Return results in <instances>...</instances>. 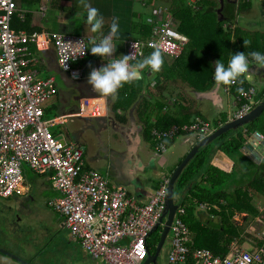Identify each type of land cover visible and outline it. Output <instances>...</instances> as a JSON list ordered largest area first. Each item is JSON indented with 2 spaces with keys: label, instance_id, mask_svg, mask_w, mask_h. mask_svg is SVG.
I'll return each instance as SVG.
<instances>
[{
  "label": "built area",
  "instance_id": "built-area-1",
  "mask_svg": "<svg viewBox=\"0 0 264 264\" xmlns=\"http://www.w3.org/2000/svg\"><path fill=\"white\" fill-rule=\"evenodd\" d=\"M40 9L42 12L45 7ZM26 11L16 0H0V197L18 191L25 167L44 174L55 190L46 203L62 217L64 226L81 248L105 264H141L150 250L153 232H148L158 224L156 230L160 233L163 226L168 176L158 181L146 202L136 203L125 188L111 186L106 176L85 166L83 148L78 143L50 131L49 126L63 121L58 117L46 118L44 113V105L57 93V85L53 75L38 77V68L32 66L37 57L30 46L35 45L38 50L51 47L60 70L75 77L87 61L88 38L82 34L27 33L13 28V15L23 20ZM145 20L151 25L150 35L130 37L124 42L122 54H133L129 63L141 57L146 49L153 50L154 45L159 46L164 58L176 59L188 38L177 30L175 20L160 11ZM40 35L45 46L38 43ZM144 70L151 86L157 83L156 78L162 81L161 69L157 73ZM223 91L228 96L223 122L215 126L196 118L168 128L153 126L149 138L154 152L164 153L178 136H190L194 142L201 140L224 122L243 116L258 102L256 88L239 80L223 85ZM254 135L258 141H264L259 132L254 131ZM199 207L205 209L206 204ZM183 212L178 205L165 243L168 245L165 264H185L188 257L193 264H264L263 249L250 251L232 244L221 256L208 248L193 247L191 232L180 218Z\"/></svg>",
  "mask_w": 264,
  "mask_h": 264
},
{
  "label": "crops",
  "instance_id": "crops-1",
  "mask_svg": "<svg viewBox=\"0 0 264 264\" xmlns=\"http://www.w3.org/2000/svg\"><path fill=\"white\" fill-rule=\"evenodd\" d=\"M75 1L76 3L73 4V7L69 5L67 9H64L67 11L66 14H68V17L64 19V22L58 20V17L61 15L58 9L64 8L61 4L52 7L49 1L42 0L41 3L38 5L37 9L35 10L31 6L28 7L19 4L20 2L18 3V1L17 4L19 7L28 11H38L42 19V25L44 26L45 30H48H44L42 33L58 31L82 34L84 36L90 37L91 39L97 36H107L109 35V25L111 24L113 18H116L118 23L119 36L114 37L113 40L121 41L122 51H116L117 54L115 56L123 53L124 42L127 38L131 37L128 34L127 22L121 21L125 19V15L127 13L131 14L130 12L135 10L142 12L137 13L143 14V16L146 15L145 17H150L153 14L147 12L148 9H144L141 6H139V9H136V7L134 6L136 5L135 0H132V3L130 4L131 6L129 5V3H126V5H121V10H119L118 12H115V8H113L114 0H100L97 1V3L95 4L93 0ZM85 1L89 2V6L92 5L91 7H95L99 11H101L99 12L101 16H106H102L103 26L99 33L91 32L90 26L84 23L83 12L85 13V9L83 4L86 3ZM44 2L47 4L45 10H49L48 18H46V14H41L42 12L40 11V8L44 7V5H42L44 4ZM226 2L235 3V19H237V24L243 30H246L250 33V35L252 36L250 40L253 41L254 45L255 42H258L259 46H257L260 48L264 42V38L262 37L264 34V0H250L251 4L249 6V9L243 12H237L238 0H222V7L220 13L222 12V9L224 8V4ZM106 3L109 6H107ZM216 3L217 5L215 9L219 6L218 0H216ZM140 8L143 9L141 10ZM53 10L55 11V13H53ZM66 14L64 16H66ZM216 15L218 19V17L220 16H218V14ZM106 18H108L110 21H107ZM50 21H52L55 26H59L60 28L64 26V23H66L67 26L65 25L66 27H64V29L67 28L69 31L50 28L48 26ZM234 23L224 22V26L233 25L235 27L236 24ZM256 37H259V40H257ZM38 43L40 46H45L46 42L44 41L43 35H40L38 37ZM39 57L40 59L42 58V61H40L37 65L39 74L41 73L45 76L53 75L55 79L57 73L59 75L62 74V72L58 69V66L55 61V55L51 47H47L45 49L43 48L42 50H40ZM43 57L45 59H43ZM88 58H90V56L87 57V59ZM164 59L167 64H170L173 61L168 60L166 58ZM96 60L97 67L101 66L102 64L109 63L111 61V59L108 57H105L101 60ZM43 61L45 62V64H43ZM186 61L197 71H200L202 69L206 72L209 71V68L205 67L206 63H201L197 65L194 64V66L192 63L194 60L190 59L189 57L188 59H186ZM213 62L214 61L211 59L210 65L212 68V73L214 70ZM180 69L182 70L183 67H181ZM249 70L250 71L244 74L242 78L249 85H253L257 90L264 87V68H259L255 65H250ZM67 77L68 79L70 78L69 76ZM136 79H141L143 81V86H141L140 90L136 92L135 96L130 95V92L127 93L126 91L128 90H125V86L117 89L115 94L108 97H103L100 94L95 93L91 89L90 85H88L86 81H83L80 82V86L75 88L72 92V95H74L73 97H71L72 95L69 92V89L61 88L60 91H57V93L52 97L51 105L55 111V116L53 117H58L59 120H63L61 121L62 123L56 124L62 126V130L58 133H62L66 140L78 143L83 148V158L85 166L93 168L99 171L102 175L106 176L108 183H110L111 186L125 188L128 191L129 195L133 198L134 202L143 203L146 202L150 195L153 193L158 181L163 176H168L171 173V171L178 165V163L181 161V159L184 157V155L188 152V150L194 143L193 138H191L190 136H178L168 144V149L173 147V150L171 151L169 156H163L165 152L161 154H156L153 148L151 147V141L149 136H147V134L145 133L146 117H148V122L150 124H154L157 118L162 117L163 111H165L167 108L165 105L161 110V108H159V103H163L166 98V100H169L168 105L171 108L170 115H172L173 117H175V115L178 113L181 114L180 112H184L185 110L187 113L198 112L204 119L213 123V121H218L219 117L226 113L228 96L223 91V85L221 84L217 86L215 85L216 82H214L210 86V88L206 89L205 91H202L201 93H198L188 84V82L174 75V79L172 77L162 78V83L160 85H163V89H161L160 91H163L164 94H160L158 88L155 86L156 84L154 86L150 85L145 75L144 69L140 70V77ZM57 82H59V80L56 79V83ZM120 91L121 94H119ZM75 92L77 93L76 95ZM124 93L126 94L124 95ZM171 93H173V96H171ZM97 96H100L104 99L105 109L104 107H102L100 110L93 103L95 102V98L93 97ZM73 100H77L79 106L76 101L74 102ZM81 102L83 103L82 105L84 106V108L87 107L85 109H87L88 114L82 113ZM157 106L159 109H157ZM45 110L47 109L44 106V113H46ZM208 115H211L212 118L209 119ZM254 131L259 132L258 130ZM254 131L246 134L245 142L239 148V151L248 159L253 161L256 165H259L262 159L264 158V141H258L256 139V136L254 135ZM244 132L246 133V130L242 127V133ZM234 133L235 131L233 132V134ZM259 133L264 136V134H262L261 132ZM253 145H255V147H253ZM208 150L209 151H207L206 154L209 160V164L219 167L220 169L225 170L226 173H228L232 168V161L227 156H225L220 150H217L216 145H211L210 147H208ZM195 155L193 156V158L195 157ZM160 156H162V158ZM193 158L191 159L193 162L197 160L196 162L200 163V161H198L199 159ZM201 165V169H205V166L202 163ZM26 168L24 171V178L22 180L21 185L18 187V191L7 197L9 199L3 200L4 202L2 203H9L8 205H11L10 203L14 201V199L19 200L22 198L25 199V197H27L29 198V205H31L32 203L36 205L37 203L34 202V192L37 191L39 193H42L44 200L46 198L45 202L43 200L44 205L56 215V218H58V220L60 221L59 227L67 229L62 222V217L58 213L53 211L46 203L47 199L55 195V190L51 186L50 178H48L44 174H38L28 168L38 177L37 180H29L27 178ZM202 175L203 177L205 176V174L201 170V172L199 171L196 174V179L202 185L209 188V182L201 180ZM232 176L234 177H232L231 180H229L228 182L226 181L227 183L225 182L222 185L221 190H224L229 194L231 193L233 195L232 198L234 199L240 198L242 197L240 196L241 192H239L238 194L235 191L236 189H238V187L241 188V191L244 190L245 185L247 183L246 176L243 171L238 172ZM51 189L52 193L50 195H47V192ZM236 193L238 194V196H236ZM250 195L251 196L249 205L254 210L253 215L249 214L252 212L244 210L243 206H246L245 201L241 202L237 200L239 202L232 209V219L235 223L238 224V226H240V228H242V231L237 238L234 237L232 241L228 243V247L234 244L236 247H242L250 251L258 249H263L264 251L263 247H259L257 249L255 247V244L257 245V241H264V222L261 220V218H264V195L260 192H254L252 194L250 193ZM175 197H177L175 203L179 205V196ZM226 201L227 200L225 198L220 197V199H218V203H220L221 205L226 204ZM215 206L216 205L214 204L213 207ZM239 208L240 210H237ZM194 213L196 220H198L200 224H203V222H205L207 219H212L213 221H215L214 219H216V223L218 222V218L216 215L213 216L212 214H209L206 208H200L199 205L195 207ZM42 220L45 221L46 219L43 218ZM4 228L9 229V226L5 225ZM4 228L0 227V229H3L1 231H3L5 235H7L6 230ZM25 228L27 227H22V229L19 230V227H15L13 230L20 232V235H23ZM39 231L41 232V238L43 242V239L45 238L44 233L50 235V228L47 226L46 223H41L39 225ZM190 232L193 241L194 232ZM33 233L34 230L31 235ZM247 233H249L250 235H247ZM11 234L12 232L10 231L9 235ZM67 234L68 235H62V244L66 249V254H71V256H73L74 250L79 249L74 246L76 242L72 239L70 234ZM24 236L26 238L29 237L28 235ZM37 236L38 234L34 235L36 239ZM42 242L40 244V241L37 240V246L34 248V250L38 249V254L40 256L43 252L46 251L44 245L42 246ZM8 244L9 246L6 245L5 248L9 250V248H11L12 246L10 243ZM38 244L40 245L39 247ZM76 244L79 246L78 243ZM246 244L250 245V248H247ZM81 249L83 251V260H86L85 257H90L92 258V260L94 259L83 248ZM16 255L19 256V254ZM31 255L27 253L25 254V256L27 257H19L23 259H29L28 257H30ZM32 259H38V256L32 255Z\"/></svg>",
  "mask_w": 264,
  "mask_h": 264
},
{
  "label": "trees",
  "instance_id": "trees-1",
  "mask_svg": "<svg viewBox=\"0 0 264 264\" xmlns=\"http://www.w3.org/2000/svg\"><path fill=\"white\" fill-rule=\"evenodd\" d=\"M41 1L42 0H19L18 3L20 2L19 4L28 7L31 6L35 10ZM114 1H116V5H113L115 12L121 10V5H126V3H129L130 5L132 3V0ZM142 1L146 5H142L144 9H146L148 5L152 6L150 11L148 10L147 12L154 13L155 11H160L162 15L165 13L169 14L175 20L177 30L184 33L188 37V42L184 45L181 53L170 64H167L162 56V78L172 77L174 79V75H176L182 80L188 82V84L195 91H205L215 82L214 79H212L213 73L210 65L211 59L216 61L220 58L226 64L227 60L230 58V52L236 53L244 51L246 55L250 51L258 50L260 52H264V39L262 41L263 45L259 48L258 42H255L254 45L253 41L250 40L252 37L250 33L243 30L237 24V19H235L236 5L234 2H226L224 4V8L221 12L222 19L218 20L215 12V7L217 5L216 0H163L167 4L161 8L160 5L155 4L156 0ZM50 3L52 7L58 6V0H51ZM250 4V0H238L237 12L248 10ZM34 10H27L23 20H20L17 15H13L11 26L15 29H23L27 33L43 32L45 28L42 25L41 16L38 11ZM130 13L131 14L127 13L125 15L124 20L120 19L123 22H127L128 34L134 38L148 37L150 35L151 25L143 19V14H138L135 11H131ZM224 22H235L234 24L236 25L234 28H231L224 26ZM65 25L67 26V24L64 23L63 28L66 27ZM262 37L264 38V34ZM87 38V56L94 57L99 60L105 58L103 57L100 59L97 55L89 53L88 48L90 47L92 39L90 37ZM256 38L259 40V37ZM243 41H247V43H243ZM114 43H117V46L115 52L112 53L113 57L117 54L116 51H122L121 41H114ZM30 48L37 57V61L35 63L33 62L32 66L37 67L39 62L42 61V58L40 59L39 57L40 50L36 49L35 45H31ZM151 51L152 49H146L145 53L141 57L131 62L135 63ZM188 57L194 60L192 62L193 65L206 63L205 67H208L209 71L206 72L203 69L197 71L186 61ZM43 59L45 58L43 57ZM43 64H45V62ZM181 67L185 69H182V71L180 69ZM188 70L191 71L189 72ZM156 80L157 83L155 86L158 88L160 94H164L163 91H160L163 89V85H160L162 82L158 78H156ZM239 81L246 86L249 85L243 78ZM141 86H143V81L141 79H134L132 82L126 83L122 87H125V90H128L126 91L127 93L130 92V95L135 96ZM119 94H121V91ZM125 94L126 93H124V95ZM171 94V96H173V93ZM263 95L264 87L258 90L256 89V99L260 100ZM168 101L169 100H166L165 98L163 103H159V108H161V110L165 105L167 109L163 111L162 117L157 118L154 124H150L148 122V117H146L145 133L147 136H149V131L153 126L158 128H168L176 124L190 123L196 118H203L198 112L187 113L185 110L184 112L181 111V114L178 113L175 117H173L170 115L171 108L168 105ZM159 108L157 106V109ZM224 120L225 114L220 116L218 121H213V124L217 126L218 122L220 123ZM243 128H245L246 133H242V127L234 130L231 129L219 135L208 145L200 147L193 158L199 159L198 161H200V163L196 162L197 160L195 162L191 160L183 168L174 183L175 194L179 196V206L184 210L180 218L184 223H186L190 231L194 232L192 246L208 248L215 255H225L228 251V243L231 242L234 237L237 238L242 231V228H240V226H238V224L232 219L233 207H235L239 201H245L246 206H243L244 210L252 212L249 214L253 215L254 210L249 205L251 196L250 193L260 192L264 195V158L259 165H256L239 151V148L245 142L246 134L254 130H258L264 134V110L258 117H256L249 124H246ZM234 131L235 133L233 134ZM211 145H216L217 150H220L232 161L231 163L233 165L228 173L219 167L209 164L206 152L209 151L208 147ZM201 163L205 166V169H201ZM201 170L205 174L204 177L202 175L201 180L209 182V188L202 185L196 179V174L199 171L201 172ZM241 171L244 172L247 183L244 190L241 191V188L238 187L235 191L238 194L241 192L240 196L243 198L240 197L234 199L232 198L233 195L231 193L229 194L221 189L222 185L226 181H229L232 177H234L232 175ZM237 193L236 196H238ZM220 197L227 200L226 204L221 205L218 203V199H220ZM201 203L206 204V209L209 214L217 216V223L216 219H214L215 221L207 219L203 222V224H200V222L196 220L194 209ZM214 204L216 205V208L213 207ZM237 210H240V208ZM247 235L250 234L247 233ZM149 244L150 250H153L155 247L154 240L149 238ZM255 247L256 249L259 247L264 248V241H257V245L255 244ZM186 264H193L191 258L188 257Z\"/></svg>",
  "mask_w": 264,
  "mask_h": 264
},
{
  "label": "clouds",
  "instance_id": "clouds-1",
  "mask_svg": "<svg viewBox=\"0 0 264 264\" xmlns=\"http://www.w3.org/2000/svg\"><path fill=\"white\" fill-rule=\"evenodd\" d=\"M83 6L85 9L84 23L90 26L91 32L99 33L103 26V18L99 14L98 9L90 7L87 3H84ZM118 36V23L116 18H113L109 25V35L93 37L88 48L89 53L97 55L100 59L106 56L113 57L112 53L115 52L117 46L113 38ZM243 43H247V41H243ZM132 58V53L120 54L114 56L111 62L102 64L97 68H92L87 76V84L90 85L95 93L108 97L115 94L117 89L124 84L136 79L140 70L147 68L150 72L157 73L160 71L163 63L161 51L157 45H154L153 50L146 56H143L142 59L137 60L135 63H129ZM250 65L264 68V52L250 51L247 55L244 51L230 52V58L226 64L220 58L213 62L212 79H214L217 85H231L250 71ZM66 73L71 79L76 78L72 77L68 72Z\"/></svg>",
  "mask_w": 264,
  "mask_h": 264
},
{
  "label": "rangeland",
  "instance_id": "rangeland-1",
  "mask_svg": "<svg viewBox=\"0 0 264 264\" xmlns=\"http://www.w3.org/2000/svg\"><path fill=\"white\" fill-rule=\"evenodd\" d=\"M16 1H19V0H16ZM47 1L50 2L51 0H47ZM93 1H94V4H95V3H97V1H100V0H93ZM135 1H136V5H134V6L136 7V9H139V6L142 7V5L146 6L145 3L142 0H135ZM115 2L116 1H114L113 5H116ZM75 3H76L75 0H58V4H61L62 7H64L63 9L62 8L58 9L59 13L61 14L59 17L57 16L59 21H61V22L65 21L64 19H66L68 17V14H66L67 11L64 10V9L65 8L67 9L69 7V5L73 7V4H75ZM86 3L89 5V2H86ZM155 4L160 5V8H161L162 6L166 5L167 3L164 2L163 0H156ZM42 5H44V7L46 9L47 4L44 2V4H42ZM106 5L109 6L107 3H106ZM91 6L92 5H90V7ZM151 7H152L151 5H148L147 9L150 10ZM45 9L42 10V13L46 14V18H48L49 17V10H45ZM98 12H101V11L98 10ZM135 12L142 13V12L136 11V10H135ZM53 13H55L54 10H53ZM65 14H66V16H64ZM83 14H84V12H83ZM102 16L106 17L105 15H102ZM145 16L146 15L143 16V19H146ZM106 19H107V21H110L108 18H106ZM48 26L50 28H54V29H57V30L69 31L67 28L64 29L63 27L60 28L59 26H55L52 23V21L49 22ZM42 76H45V75L40 73L38 77H42ZM76 94L77 93L75 92V95ZM93 98H95V102H93V103L100 110H101L102 107H104V109H105V102H104V99L102 97L97 96V97H93ZM51 101H52V97L49 98L48 101L46 102V104L44 105L46 107V109H47V110H45L46 111V113H45V117L46 118H52L53 116H55L54 115L55 111H54V108L51 105ZM73 101L74 102L76 101V103L78 104L77 100H73ZM102 103H104V104H102ZM82 104L83 103L81 102V111H82V113L88 114L87 113V109H85L87 107L84 108V106ZM78 106H79V104H78ZM208 118L210 119V118H212V116L208 115ZM61 128H62V126H60V125H51V126H49V129H50V131L53 134H56L59 131H61L62 130ZM172 150H173V147H171L169 149L167 148V150L165 151L163 156H165V155L169 156ZM160 157L162 158V156H160ZM26 170H27V178L29 180L34 181V180L38 179L37 175H35L32 171H30L28 168H26ZM45 182H48V181H45ZM47 193H46L47 195H50L52 193V189L49 190ZM7 199H9V198H0V211H1V209L3 211H6L4 209V207L2 206V202H4L3 200H7ZM43 200L44 199H43L42 193H39V192L36 191V192H34V202H36L37 204L35 205L34 203H32L31 204V209L29 211H27V212H26L25 209H21V208L18 210V214H19L20 218H19V221H16V222H17V225L19 226V230H21L22 227H30L31 229L34 230V233L32 234V236H29L28 238L25 239L23 236L20 235V232H17L15 230H10L12 232V234L9 235V236L12 237L14 239V241H13V243H11L12 247L9 248V250H11V252H13L14 254H19V256H23V257H27L28 255L25 256V254H27V253H29L30 255H31V253H32V255H37L38 259H41V260L44 261V262H39L38 264H45V263L46 264H105L101 260H94V259L92 260V258H90V257H85L86 260H83L84 259V257L82 256L83 255L82 254L83 251L76 244L77 243L76 240L71 235L70 236L72 237V239L76 242L74 244V246L77 247V249H79V250L75 249L73 256H71V254H66V251H65L66 249L64 248V245L62 244V242H63L62 235H68L67 233H69V231L67 229H65V228H60L59 227L60 221L58 220V218H56V215L52 211H50L47 207H45L44 202H45L46 198H45L44 202H43ZM1 215H2V213L0 212V226L4 222V219H3V217H1ZM43 218H45L46 220L43 221L42 220ZM261 220L264 222V218H261ZM41 223H46L47 226L50 228V235L48 234V237L46 239H50V241L52 240L51 243L54 244L55 249H54V251H49V252L45 251L46 253L43 252L42 255L40 256L38 254L39 253L38 249L34 250V248L37 246V240L40 241V244L42 242L41 232L39 231V225ZM1 230H3V229H0V232H1ZM37 234H38V236H37V239H36L34 237V235H37ZM159 234L160 233L158 232V229H157L150 236V239L154 240V246L156 245V243L158 241ZM50 241H49V243H50ZM166 243H167V241H166ZM39 246L40 245L38 244V247ZM247 248H250V245H247ZM167 253H168V245L164 244V247L162 248V250L160 251V253L158 255L157 264H164V261H165V259L167 257ZM63 254H64V256H63ZM32 255L30 257H28V258L32 259ZM2 260H3V262H5V264H10V262H8L9 260H7V259H2ZM17 263L18 262L14 261V263H12V264H17Z\"/></svg>",
  "mask_w": 264,
  "mask_h": 264
},
{
  "label": "water",
  "instance_id": "water-1",
  "mask_svg": "<svg viewBox=\"0 0 264 264\" xmlns=\"http://www.w3.org/2000/svg\"><path fill=\"white\" fill-rule=\"evenodd\" d=\"M219 6L215 9L216 14H218V19H222L221 16V7H222V0H218ZM97 67V60L94 57L88 58L86 61L85 65L82 67L79 75H75V79H71L74 82H83L87 80V76L89 72L91 71L92 68ZM60 70V68L58 67ZM61 71V70H60ZM63 73H66L64 71H61ZM67 74V73H66ZM68 76V74H67ZM140 77V73L137 76V78ZM57 80H61L60 75L57 73L56 75ZM217 85V84H215ZM218 86V85H217ZM198 93H201L202 91H196ZM95 95V94H93ZM264 110V95L262 98L243 116L235 118L231 121H226L223 124L219 125L216 127V129L206 137L202 138L201 140H198L193 143L191 148L188 150V152L184 155V157L181 159V161L178 163V165L171 171V173L168 175V183H167V193H166V198H165V208L163 212V217L165 218L163 221V226L161 228L158 241L154 247L153 250H149L148 254L145 258V260L141 264H147L148 262H151L152 264H157V258L164 247V244L166 243L168 234H169V228L172 223V220L175 215V210L177 208V203L174 202V195L178 196L175 194L174 190V183L176 179L178 178L179 174L183 170V168L188 164V162L193 158L195 153L199 150L200 147H204L208 145L211 141H213L215 138H217L219 135L222 133L228 131V130H234L239 127H244L246 124H249L251 121H253L256 117H258L262 111ZM158 224H155L153 228L148 232L152 233L156 230ZM0 255L2 257H5V259H14L20 264H31L30 262H27L23 260V258L19 256H15L12 252L9 250L5 249L3 246L0 245ZM98 260V259H96Z\"/></svg>",
  "mask_w": 264,
  "mask_h": 264
},
{
  "label": "flooded vegetation",
  "instance_id": "flooded-vegetation-1",
  "mask_svg": "<svg viewBox=\"0 0 264 264\" xmlns=\"http://www.w3.org/2000/svg\"><path fill=\"white\" fill-rule=\"evenodd\" d=\"M60 77H61V80L56 83L57 84V91H60L61 88H63V89H69V92L72 95V92L74 91V89L80 86V82H74L71 79H68L66 73H63L62 72V74L60 75ZM73 96L74 95H72L71 97H73ZM28 200H29V198L25 197V199H23V198L22 199H19V200L14 199V201H12L10 203L11 205H8L9 203H7V204L2 203V206L6 210V211H3L1 209V211H0L2 213L1 217H3V219H4V222L1 224L2 228H4L5 225H8L9 226V229H12V230L15 227L16 228L19 227L17 225V222L16 221H19L20 216H18L17 213H18V210L20 208L21 209H25L26 212L31 209V205L28 204ZM4 229L6 230L7 235H5L3 231L0 232V245L1 246H4V248H5L6 245L9 246L8 243H10V244L13 243L14 239L9 236L10 230L8 228L7 229L4 228ZM32 232H33V229H31L30 227H27V228L24 229L23 235H21V236H23L26 239V237L24 235L32 236L31 235ZM46 234L47 233H44L45 238L43 239L42 246L44 245V247L46 249V252L54 251L55 246H54L53 243H49L50 239H46L48 237V234H47V236H46ZM46 243H47V245H46ZM10 252H11V250H10ZM14 255L17 256L16 254H14ZM2 259H5V257H2L0 255V264H5V262H3ZM7 260H9L8 262H10V264H12V263H14V261H16L14 259H7ZM23 260H25L27 262H30L31 264H35V263L38 264L39 262H44L41 259H23ZM17 264H20V263H17Z\"/></svg>",
  "mask_w": 264,
  "mask_h": 264
}]
</instances>
